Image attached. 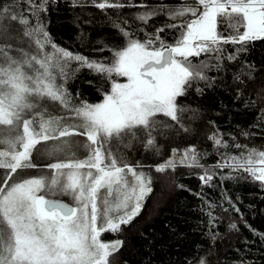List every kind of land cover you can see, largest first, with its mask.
Instances as JSON below:
<instances>
[{"label":"snow or ice","instance_id":"1","mask_svg":"<svg viewBox=\"0 0 264 264\" xmlns=\"http://www.w3.org/2000/svg\"><path fill=\"white\" fill-rule=\"evenodd\" d=\"M28 2L35 23L16 10L15 0L0 4V38H10L3 22L17 21L35 46L31 54L17 57L10 54L11 45H0V126H8L10 133L8 138L0 135V145H6L0 149V169L6 170L0 176V264H114L110 257L119 252L123 241H105L103 234L118 233L122 225L131 223L153 189L151 176L114 156L105 144L127 138L151 147L153 132L161 123L159 115L179 123L178 113L188 109L178 98L185 96L194 82L208 79L205 70L210 65L203 61L194 64L190 58L214 54L219 63L223 45H240L238 54L247 44L264 41V0H181L179 7L131 4L143 9L136 19L144 23L165 13L173 21L165 27L178 28L179 35L173 44H167L159 35L164 31L161 27L141 41L128 31L127 21L118 18L113 25L125 44L111 50L112 59L107 63L52 43L39 19V14L47 11L48 0ZM96 7L118 9L125 5L119 0H99ZM221 23L227 35L218 30ZM48 46L51 51L46 50ZM235 58V54L227 56ZM73 61L110 81L102 102L72 103L64 85ZM113 75L125 78L124 82L112 79ZM235 79L243 83L240 75ZM44 100L58 102L68 111L59 118H46ZM74 135L86 137L80 145L86 152L83 158L65 152L67 140L36 149L41 141ZM208 138L217 147H229L219 130ZM233 146L244 151L239 155L221 153L214 167L243 170L264 185V151L239 143ZM34 149L43 151L48 162L34 163ZM178 164L203 167L195 146H189L173 148L172 156L155 171H175ZM18 169H40V174L13 179ZM45 169L54 170V174H45ZM199 178L208 183L213 174L205 170ZM57 194L69 196L73 203L53 198ZM209 216L214 219L211 211ZM194 264L206 261L200 257Z\"/></svg>","mask_w":264,"mask_h":264},{"label":"trees","instance_id":"2","mask_svg":"<svg viewBox=\"0 0 264 264\" xmlns=\"http://www.w3.org/2000/svg\"><path fill=\"white\" fill-rule=\"evenodd\" d=\"M98 2L48 0L47 11L41 12L39 19L51 42L89 60L107 63L112 59L111 50L125 44V38L113 25L118 18L126 20L128 31L141 41L161 27L164 31L159 35L167 44H173L179 35L178 28L165 27L173 22L165 13L144 23L136 19L143 9L130 5L179 7L181 0H119L125 7L118 9H100L96 7ZM9 3L12 0H0V4ZM15 7L35 23L28 0H15ZM3 25L10 38H0V45H11V55L33 52L35 46L30 37L23 35L22 25L11 20H5ZM218 30L228 34L223 23ZM239 47L223 45L219 63L214 54L190 58L194 64L203 61L210 65L205 70L208 79L194 82L186 95L178 98V103L188 109L178 113L179 123L162 115L157 117L161 123L153 132V146L127 138L105 144L114 156L151 176L153 189L131 223L122 225L118 233L103 234L105 241H123L119 252L110 257L114 264H194L200 257L206 264H264V185L243 170L214 167L221 153L239 155L244 151L236 149L235 143L264 151V41L251 42L237 54ZM46 50L51 51L50 46ZM230 54L236 58L227 59ZM68 71L64 86L74 104L102 102L110 84L103 74L81 67L76 61ZM236 75L243 83L235 79ZM112 79L125 80L115 75ZM214 130L223 134L227 149L215 146L208 138ZM85 140L81 137L82 142ZM189 146H195L198 163L203 167L178 164L175 171H155L158 164L172 156L173 148L183 150ZM205 170L213 174L208 183L199 178ZM5 171L0 169V176ZM53 198L70 200L67 196ZM210 204L214 206L211 209Z\"/></svg>","mask_w":264,"mask_h":264},{"label":"rangeland","instance_id":"3","mask_svg":"<svg viewBox=\"0 0 264 264\" xmlns=\"http://www.w3.org/2000/svg\"><path fill=\"white\" fill-rule=\"evenodd\" d=\"M41 103L43 104V107L46 109V113H45L46 118L49 115L52 117L59 118V117L64 116L65 113L68 111V110L60 107L58 102L44 100V101H41ZM60 114H62V115H60ZM62 123H63V121H62ZM9 134L10 133H9V127L8 126H0V135L4 136L5 138H8ZM13 135H14V133H13ZM65 140L68 141V145H67V148L65 149V152H67L69 155H75V157H77V158H83L86 155L85 150L82 147H80V145L83 143L81 141V136H75V135L71 136V137H62V138H60L59 141H47V142L41 141V143L36 146V149L42 150L45 145H51L53 143H60L61 141H65ZM4 147H6V145H4ZM36 149L33 150V157H34L33 162L34 161H44V163L48 162L49 158L45 154H43V151H41V153H37ZM63 155H64V152L60 153L61 157ZM56 159H57L56 157H53L52 162H55ZM26 171H29V173ZM26 171H21L20 169H18L17 173L13 174V179H17L19 176H32V175L40 174V170L36 171V170H32V169H29V170L27 169ZM137 171H140V170L137 169ZM44 173L45 174H54V170L45 169ZM128 175L130 176V174H128ZM56 196H66V195L57 194ZM146 196H145L144 200L146 199ZM67 198L70 199L69 201H71V202H69V201H67V202H69L70 204L73 203V201L71 200V198L69 196H67ZM144 200H143V203H144Z\"/></svg>","mask_w":264,"mask_h":264},{"label":"water","instance_id":"4","mask_svg":"<svg viewBox=\"0 0 264 264\" xmlns=\"http://www.w3.org/2000/svg\"><path fill=\"white\" fill-rule=\"evenodd\" d=\"M63 202H65V203H69V202H67V201H65V200H62ZM70 204V203H69Z\"/></svg>","mask_w":264,"mask_h":264}]
</instances>
